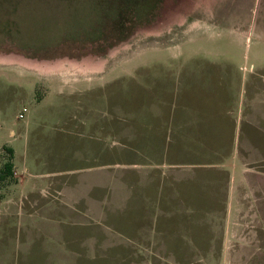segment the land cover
<instances>
[{
	"label": "rangeland",
	"instance_id": "obj_1",
	"mask_svg": "<svg viewBox=\"0 0 264 264\" xmlns=\"http://www.w3.org/2000/svg\"><path fill=\"white\" fill-rule=\"evenodd\" d=\"M263 65L264 0H0V166L8 156L4 147H10L14 168V179L0 184V195L26 190L39 197L29 211L28 204L0 210V264H128L124 254L130 246L58 244L54 238L64 226L73 227L69 218L76 213L56 207L48 214L49 199L42 193L52 188L50 182L75 189L86 178L91 180L81 189L92 186L98 196L122 194V202L110 199L93 222L99 237L110 233L103 225L113 217L121 225L125 214L151 211L142 192L166 189L164 177L172 167L179 175L192 174V162L199 164L193 169L207 168L202 164L219 158L203 150L172 149L178 135L185 136L175 133L171 139L173 101L195 89L224 100L244 99L245 106L252 90L264 89V78L252 80L264 73ZM102 163L108 164L105 172L85 170ZM155 163L161 165L156 171L161 180H149L147 172L140 179L138 171ZM19 174L31 186L18 190L12 182ZM199 174L203 181L206 174ZM176 184L191 187L190 202L209 195L195 182ZM127 191L133 196L125 200ZM174 200L177 210L182 202ZM210 203L220 210L196 214L194 223L210 222L218 235L225 222L234 225L235 215L224 211L223 196ZM245 217L244 235L250 222L264 221L263 213ZM84 218L83 224L91 221ZM231 232L234 236L233 227ZM117 237L124 241L122 233ZM220 248L213 239L203 251L207 259L192 264H264L227 260L219 256Z\"/></svg>",
	"mask_w": 264,
	"mask_h": 264
},
{
	"label": "crops",
	"instance_id": "obj_2",
	"mask_svg": "<svg viewBox=\"0 0 264 264\" xmlns=\"http://www.w3.org/2000/svg\"><path fill=\"white\" fill-rule=\"evenodd\" d=\"M253 77L252 80L264 78V73ZM253 85L251 88H254ZM253 91L249 93L245 106L244 99H239V101L224 100L221 96L211 95L207 90H203L199 94L195 89H188L187 93L181 96L182 99L174 100L171 120L175 119V121L171 130V139L174 138L173 134L175 133L177 135L185 134V136L179 137L178 135V145L172 149L186 148L188 151L212 152L215 157H219L218 161L202 164L206 165L207 168L199 169H193L195 165L199 164L192 162L190 169L192 174L188 172L179 175L178 169L172 167L164 177L167 182L166 189L142 192L144 197L149 198L146 199V202L151 203L152 210L149 212L134 210L138 212L125 214L123 220L121 217V225H116L118 217H113L112 219L116 218L115 221L112 222L110 219L109 223L103 225L110 232L106 236L99 237L97 223L93 224V222L99 221V218L104 215V205L110 199L120 198L122 202V194L115 196L110 192L98 196L93 191L92 186L88 189H81L80 186L84 181L91 180L86 178L77 182L75 189H67V182H64L63 185L62 183L55 185L50 182L52 188L42 193L45 199H49L45 200V204L50 206L48 214H51V210L56 207L62 208L64 211L68 210L71 214L76 213L69 218L74 219L75 224L71 225L73 227L69 229L64 226L57 234L59 237L54 239L59 241L58 244L60 245H68V243L74 242L75 246L81 247L93 246L98 242H103L105 245L122 244L127 247L130 246L129 253L126 252L124 254L125 259L123 258L128 264H144V262L150 264H192L201 262L209 256L203 251L212 244L213 239H218L221 247L220 257L227 260L233 259L237 262H263L264 236L259 234V230L264 231V221L259 225L250 222V233L247 232L244 235V230L247 227H245L247 223L245 214H264V89H262V93ZM237 101L238 103H236ZM96 120L98 121V119ZM181 126L182 130H179L178 128ZM182 138H187V142H182ZM138 147L142 150L144 148L140 145ZM235 158L237 161L233 162ZM101 165L98 169L95 166H90L85 170H103L105 172V167L108 164L102 163ZM149 167L146 170L138 171L139 178L144 179L143 176L147 172L149 180L154 178L157 179L156 181L161 180V177H156L158 176L157 168H160L161 165L155 163V165L152 164V168ZM201 172L206 174L203 181H201L202 177L199 174ZM129 173L131 174V171ZM106 176L108 175L106 174ZM15 178L16 180L12 183L16 184L18 190L31 186L26 175L19 174ZM106 179L109 180V177ZM181 179L186 180L187 185L192 182L194 185L195 182L199 186L200 192H208L209 195L202 197L201 193L199 194L200 197L192 198L193 201L190 202L191 196L187 192L191 190V187H184L183 190L178 184L175 185V180L181 182L183 181ZM152 182L155 181L146 183ZM123 183L125 186L126 183ZM220 183L222 184L221 187ZM24 191L16 192V196L11 190L5 192L4 196L0 195V210L2 212L4 209L12 210V208L23 210L27 204L30 206L26 208L28 211L30 208L36 207L39 204V197L35 196L32 191ZM132 196L133 194L127 191L123 197L126 200ZM207 196L210 198L207 199ZM218 196L225 198L223 209L228 214L233 212L235 221L234 225L225 222L219 226L217 228L219 234L216 235V231L210 222L204 223L203 219V225H196L194 222L197 221L195 219L196 214L218 212L219 208H212L213 205L210 203L211 198L214 199ZM176 198H180V202H182L180 205L178 204L177 210L173 209ZM25 199H27L26 203L24 202ZM35 199L37 200L35 201ZM207 204L210 205L207 206ZM133 208L138 209L137 207ZM64 213L67 215L66 212ZM84 217L90 218L91 221L83 224ZM232 227L234 228V236L231 232ZM121 233L124 236L123 242L117 237ZM112 235H116V237H112ZM150 248L154 251L146 253L148 251L146 249ZM195 248L198 249V253ZM86 256L89 259L93 258L91 254ZM80 260L89 261L85 258ZM153 261L155 263H152Z\"/></svg>",
	"mask_w": 264,
	"mask_h": 264
},
{
	"label": "trees",
	"instance_id": "obj_3",
	"mask_svg": "<svg viewBox=\"0 0 264 264\" xmlns=\"http://www.w3.org/2000/svg\"><path fill=\"white\" fill-rule=\"evenodd\" d=\"M4 149L8 152V156L2 162L0 166V184H6L10 182L13 178V161H12V149L10 147H4Z\"/></svg>",
	"mask_w": 264,
	"mask_h": 264
},
{
	"label": "built area",
	"instance_id": "obj_4",
	"mask_svg": "<svg viewBox=\"0 0 264 264\" xmlns=\"http://www.w3.org/2000/svg\"><path fill=\"white\" fill-rule=\"evenodd\" d=\"M18 117H23V112L22 111L18 113Z\"/></svg>",
	"mask_w": 264,
	"mask_h": 264
}]
</instances>
